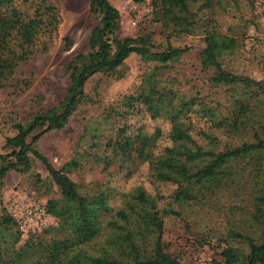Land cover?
<instances>
[{
    "label": "trees",
    "instance_id": "16d2710c",
    "mask_svg": "<svg viewBox=\"0 0 264 264\" xmlns=\"http://www.w3.org/2000/svg\"><path fill=\"white\" fill-rule=\"evenodd\" d=\"M228 1L152 0V11L160 14V28L166 34V44L157 46L147 33L120 37L119 11L108 0H88L97 24L87 50L72 56L63 66L68 77L64 98L51 109L32 114L26 124L15 123V134L5 140L6 153L0 154V186L9 172L28 173L33 160H37L47 172V180L35 174L36 180L54 186L60 199L67 202L62 210L60 199L46 201L44 212L56 222L42 230L47 239H37L36 246L45 254L34 264H181L166 252L162 233L168 217H180L192 204L208 203L204 201L207 198H198L179 184L181 175L199 171L189 166L193 160L203 162L206 175L216 179L208 199L233 188H250L241 199L250 233H231L239 247L222 248L220 264H264V80L233 74L222 67L223 57L233 54L240 42L216 25L215 17ZM58 25V10L50 0H0V85L13 82L16 69L32 57L35 48L48 50ZM195 35H202L203 41L197 53L200 71L208 74L209 90L225 93L222 103L202 90L180 93L166 84L170 77L161 80L187 52L172 46L168 39ZM131 54L154 64L153 74L145 76L136 91L123 98L127 110L120 117L144 112L152 121H166L169 129L165 134L161 128L151 134L142 130L128 133L124 126L116 135L124 143L127 163H146L155 181L176 186L167 202L160 193H149L140 186L122 192L97 182L77 184L35 146L43 134L63 129L87 100L84 87L90 75L100 70L116 73ZM116 78H122V74ZM23 84L28 86L27 82ZM117 114L106 112L104 120ZM191 114L205 121L203 128H195ZM91 134L92 140H99L91 149L98 148L103 139L107 141L103 135ZM223 139L227 141L223 143ZM162 140L166 142L162 150L168 156L166 160L156 155ZM94 158L106 165L102 154ZM72 165L79 166L77 161ZM117 197L119 205L115 204ZM233 208L240 211L237 206ZM21 236L18 221L0 209V264H10ZM102 238L105 247L99 254L85 250Z\"/></svg>",
    "mask_w": 264,
    "mask_h": 264
},
{
    "label": "rangeland",
    "instance_id": "374dc122",
    "mask_svg": "<svg viewBox=\"0 0 264 264\" xmlns=\"http://www.w3.org/2000/svg\"><path fill=\"white\" fill-rule=\"evenodd\" d=\"M50 1L58 10L59 25L48 50L40 52L39 46L35 48L37 50L32 57L16 69L13 82L8 86L0 85V154L6 153L5 140L15 134V123L26 124L32 114L47 111L64 98L68 77L64 74L63 66L75 54L87 50L89 36L97 24L89 12L88 0ZM108 1L120 13V37L147 33L157 46L166 44V34H163L159 24L160 14L153 13L152 0ZM222 9L215 17L218 29L240 40L238 49L223 57V69L264 80V2L231 0L225 2ZM168 41L187 52L180 62L165 71L161 80L170 77L166 84L174 90L180 93L202 90L212 100L222 103L225 93L209 90L208 74L200 71L197 53L203 47L202 35L171 37ZM153 67L154 64L144 63L137 55L131 54L116 73L100 70L90 75L84 87L87 100L78 106L63 129L45 133L39 138L35 145L38 151L77 184L97 182L122 192L140 186L149 193H160L167 202L176 186L155 181L146 163H127L123 156L124 143L116 135L117 130L124 126L128 133L142 130L151 134L156 128H161L164 134L168 131L166 121H152L144 112L120 117L122 111L127 110L123 98L134 93L145 76L153 74ZM118 74H122V78L117 79ZM170 79L174 82L170 83ZM23 82H27L28 86H24ZM110 111L118 114L111 115L112 118L105 121L106 112ZM191 116L195 128L204 127L203 119ZM92 132L107 137V141L101 138L100 146L91 149L93 144L99 142L98 139H91ZM85 133L88 135L84 136ZM32 136L28 137V142ZM164 140L156 150L159 160L168 157L162 152L166 145ZM222 141L225 143L227 140ZM98 153L106 159V165L94 158ZM73 161H77L79 166L74 167ZM203 165L198 160L189 161V166L199 171L181 175L178 181L182 188L188 189L196 197L207 198L204 201L208 203L192 204L182 211L180 217H168L162 233L166 252L181 264H220L222 248L226 245L239 247L238 242L231 238V233H250L241 211V206L245 205L241 199L250 193L249 186L241 190L233 188L230 192L223 191L208 199L216 179L206 175ZM35 174L47 180V172L37 160H33L28 173L9 172L0 186V209L18 221L22 231L16 251L10 257V264H34L44 256L45 252L36 246L37 239H47L49 236H44L42 230L56 222L45 214L44 207L47 200L60 199L61 196L54 186L38 182ZM60 200V208L65 210L67 202ZM115 204L119 205L118 197ZM236 206L240 211H235L233 207ZM103 247L104 238L85 250L97 255Z\"/></svg>",
    "mask_w": 264,
    "mask_h": 264
},
{
    "label": "built area",
    "instance_id": "2783aa9c",
    "mask_svg": "<svg viewBox=\"0 0 264 264\" xmlns=\"http://www.w3.org/2000/svg\"><path fill=\"white\" fill-rule=\"evenodd\" d=\"M258 2H264V0H258Z\"/></svg>",
    "mask_w": 264,
    "mask_h": 264
}]
</instances>
